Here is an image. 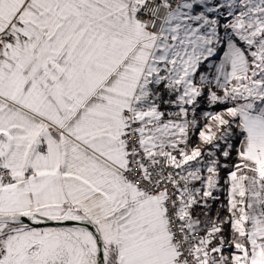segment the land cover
<instances>
[{"label": "snow or ice", "instance_id": "6c2138e0", "mask_svg": "<svg viewBox=\"0 0 264 264\" xmlns=\"http://www.w3.org/2000/svg\"><path fill=\"white\" fill-rule=\"evenodd\" d=\"M0 264H264V0H0Z\"/></svg>", "mask_w": 264, "mask_h": 264}, {"label": "trees", "instance_id": "16d2710c", "mask_svg": "<svg viewBox=\"0 0 264 264\" xmlns=\"http://www.w3.org/2000/svg\"><path fill=\"white\" fill-rule=\"evenodd\" d=\"M206 110H210V109H208L206 105H202L201 108L198 110V113H197L198 117L200 116V114H201L203 111H206ZM214 110L218 111V110H220V107L217 106V108L214 109ZM201 123H203V121H201ZM192 139H193V142L196 141V134H195V133H193ZM222 175H223V174H222Z\"/></svg>", "mask_w": 264, "mask_h": 264}]
</instances>
